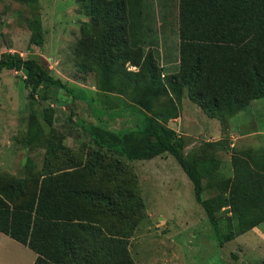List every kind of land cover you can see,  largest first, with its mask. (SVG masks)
<instances>
[{"label":"rangeland","instance_id":"374dc122","mask_svg":"<svg viewBox=\"0 0 264 264\" xmlns=\"http://www.w3.org/2000/svg\"><path fill=\"white\" fill-rule=\"evenodd\" d=\"M178 1L123 0L122 17L111 20L95 16L89 0H0V55L36 56L53 77L86 96L73 100L50 88L46 99L38 96L29 108V90L41 86L28 89L23 70H0V184L16 177H88L87 188L138 195L142 208L98 222L122 239L134 264H264V222L220 246L172 155L128 161L90 135L98 117L116 131L140 125L144 116L157 118L184 140L185 155L201 153L211 164L210 172L202 171V198L216 201L220 220L229 217L218 207L219 195L227 194L219 188L232 174V155L256 152L264 160V97L235 112H209L190 98L187 87H176ZM34 18L44 31L41 46L31 42ZM148 52L155 77L141 81L136 74ZM58 145L69 152L57 151ZM117 160L123 161L120 169ZM221 231L227 233L225 225ZM86 245L92 252L94 242ZM11 257L17 261L21 254L0 234V264Z\"/></svg>","mask_w":264,"mask_h":264},{"label":"trees","instance_id":"16d2710c","mask_svg":"<svg viewBox=\"0 0 264 264\" xmlns=\"http://www.w3.org/2000/svg\"><path fill=\"white\" fill-rule=\"evenodd\" d=\"M89 2L95 16L111 20L122 17L123 0ZM178 10L180 68L173 76L178 81L176 87H187L190 98L209 112H235L251 99L264 97V0H179ZM32 24L31 42L41 46L44 42L41 21L34 18ZM143 60L141 72L136 75L141 81L147 77L152 81L156 63L151 52ZM2 69L23 70L28 89L41 86L42 89L29 90L26 105L29 108L38 96L46 99L50 88L64 90L73 100H86L84 91L74 92L53 77L36 56L24 58L16 52L2 53ZM219 104L224 108L218 107ZM44 116L52 124L51 115L45 112ZM98 120L90 129L94 143L125 160H146L163 153L174 157L190 180L195 201L203 207L220 246L264 222L262 155L256 152L232 155V174L219 188L227 190V194L218 197V207L227 209L229 217L220 220L216 201L202 198V171L210 172L211 164L201 153L185 155L182 150L185 142L173 129L155 117L144 116L140 125L118 131L110 129L101 118ZM35 128L33 120L29 133L33 134ZM57 148L62 153L69 152L64 146ZM50 157L55 158L56 152ZM122 163L117 160L116 169ZM94 170L93 165L87 167L88 172ZM87 179L16 177L0 184V232L35 252L33 264H67L66 260L71 264L81 261L82 264H134L122 239L106 233L99 219L139 210L143 207L141 197L120 190L87 188ZM96 217L99 221H95ZM234 221L237 223L233 224ZM223 225L227 233L221 231ZM91 240L95 245L92 252L86 245ZM99 252L98 262L94 263L93 258Z\"/></svg>","mask_w":264,"mask_h":264},{"label":"crops","instance_id":"0c3cea01","mask_svg":"<svg viewBox=\"0 0 264 264\" xmlns=\"http://www.w3.org/2000/svg\"><path fill=\"white\" fill-rule=\"evenodd\" d=\"M0 234L2 235V238H4V240L13 244V246L17 248L21 254V257L19 260L17 259L16 261L13 259L14 257H11L9 260H7V262H5V264H33L34 263L36 256H37L35 252H33L26 245H23L20 242L16 241L15 239L11 238L10 236L2 232H0ZM24 252L26 253L24 254Z\"/></svg>","mask_w":264,"mask_h":264}]
</instances>
